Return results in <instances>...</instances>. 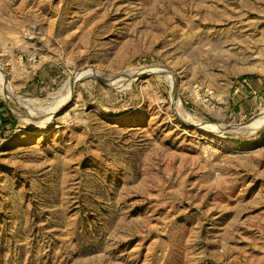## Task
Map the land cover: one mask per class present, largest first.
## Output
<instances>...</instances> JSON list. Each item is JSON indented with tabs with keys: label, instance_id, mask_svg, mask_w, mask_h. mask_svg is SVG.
<instances>
[{
	"label": "rangeland",
	"instance_id": "obj_1",
	"mask_svg": "<svg viewBox=\"0 0 264 264\" xmlns=\"http://www.w3.org/2000/svg\"><path fill=\"white\" fill-rule=\"evenodd\" d=\"M0 70V264H264V0H0Z\"/></svg>",
	"mask_w": 264,
	"mask_h": 264
},
{
	"label": "bare ground",
	"instance_id": "obj_2",
	"mask_svg": "<svg viewBox=\"0 0 264 264\" xmlns=\"http://www.w3.org/2000/svg\"><path fill=\"white\" fill-rule=\"evenodd\" d=\"M145 70V69H144ZM142 71V70H141ZM146 71V70H145ZM145 71H143V72H140V74H144L145 73ZM148 71V70H147ZM136 73H137V71H136ZM147 73V72H146ZM138 75H140L139 73H137ZM131 75V74H130ZM134 75V74H133ZM138 75H136L135 74V76H138ZM128 76V75H127ZM134 76V77H135ZM134 79V78H133ZM129 83V82H128ZM0 86H1V88H2V91L4 92V94L6 95V97H7V100L13 105V106H16V108H18V109H21V108H23V103H22V101H20L19 99H17L15 96H14V94H13V91H12V88H11V86H10V84L8 83V81L6 80V78H5V76H4V73H3V71H1L0 70ZM72 87V86H71ZM68 99V98H67ZM18 101V102H17ZM23 110V109H22ZM21 111V110H20ZM264 119V118H263ZM255 121H257V122H255V123H263L264 122V120H262V119H258V120H255ZM198 126H201V124L199 125V124H197ZM217 125H219V126H221L222 128H224V129H227V130H223V131H228V130H230L232 127V125L231 126H228V125H221V124H217ZM254 125V124H253ZM251 126V125H250ZM256 126H258V125H256ZM252 127H255V126H252ZM251 127V128H252ZM201 128L202 129H204V131L205 132H211L210 131V129H209V127L208 126H206V125H203V126H201ZM44 134V133H43ZM41 139V137H38V141ZM209 140H212V138L211 139H209Z\"/></svg>",
	"mask_w": 264,
	"mask_h": 264
},
{
	"label": "water",
	"instance_id": "obj_3",
	"mask_svg": "<svg viewBox=\"0 0 264 264\" xmlns=\"http://www.w3.org/2000/svg\"><path fill=\"white\" fill-rule=\"evenodd\" d=\"M76 74H75V77H79L80 75H79V71H77V72H75ZM152 73H157L156 71H152V72H150L149 74H147V75H150V74H152ZM100 75H103V74H99V76L98 75H96L98 78H101L102 79V76H100ZM172 91H173V93H174V99H175V101L180 105V103H179V98H178V95H177V93H176V90H175V86L172 88ZM228 126H231V125H228ZM234 126H239V127H241L242 125L240 124V125H234Z\"/></svg>",
	"mask_w": 264,
	"mask_h": 264
},
{
	"label": "trees",
	"instance_id": "obj_4",
	"mask_svg": "<svg viewBox=\"0 0 264 264\" xmlns=\"http://www.w3.org/2000/svg\"><path fill=\"white\" fill-rule=\"evenodd\" d=\"M0 120H1V125L6 126L8 124V122L6 121V119L3 118V117H1V116H0Z\"/></svg>",
	"mask_w": 264,
	"mask_h": 264
},
{
	"label": "crops",
	"instance_id": "obj_5",
	"mask_svg": "<svg viewBox=\"0 0 264 264\" xmlns=\"http://www.w3.org/2000/svg\"><path fill=\"white\" fill-rule=\"evenodd\" d=\"M0 116H1V114H0ZM2 117V116H1ZM0 126H3V125H1V121H0Z\"/></svg>",
	"mask_w": 264,
	"mask_h": 264
}]
</instances>
